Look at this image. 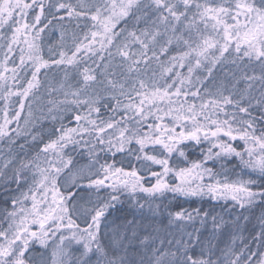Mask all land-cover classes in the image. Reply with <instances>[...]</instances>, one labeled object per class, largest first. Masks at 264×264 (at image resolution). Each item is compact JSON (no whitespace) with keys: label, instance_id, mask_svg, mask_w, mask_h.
<instances>
[{"label":"snow or ice","instance_id":"obj_1","mask_svg":"<svg viewBox=\"0 0 264 264\" xmlns=\"http://www.w3.org/2000/svg\"><path fill=\"white\" fill-rule=\"evenodd\" d=\"M65 20L77 22L78 31H69ZM53 21L61 28L60 43L58 50L49 48L45 59L42 34L56 26ZM121 21L124 26L117 32ZM170 50L175 54L160 61L157 53ZM17 53L18 62L13 59ZM229 56L233 64H255L261 74L233 75L231 87L221 83L210 91L204 81ZM114 57L121 59L125 71L123 82L108 79L104 85L115 101L113 115L93 119L99 117L96 105L102 98L94 87L101 83L96 68L107 77ZM105 59L108 63H98ZM89 60L95 68L87 65ZM153 61L160 68L159 79H140L141 65L147 68ZM52 66L64 67L65 82L47 90L64 99L50 100L49 112L69 105L87 112L74 115L77 127L61 124L56 138L41 141L31 159H0V188L9 206L2 210L7 227L0 224V264H29L30 245L46 246L50 240L55 244L51 264H92L93 256L96 264H264V215L252 237L259 241L256 250L240 236L230 238L223 249L214 244L215 233L225 223L215 216L207 242L198 232L188 233L187 241H175V251L148 248L139 259L129 251L134 246L128 236L102 240L109 235L103 231L109 210L124 194H147L153 200L166 194L210 197L231 200L242 209L264 206V0H0V139L23 135L25 100L35 98L42 69ZM69 68L80 77L77 85L67 82ZM241 81L244 89L238 88ZM28 107L31 117V104ZM257 108L259 117L252 115ZM28 124L25 119V128ZM98 146L111 154V163H100ZM77 148L87 161L81 166L66 153ZM193 150L196 158L189 159ZM133 152L139 170L131 165L128 170L115 159ZM230 158L241 169L235 179L224 170ZM66 170L70 182L62 178ZM101 191L105 195H99ZM169 216L170 222L199 218L204 224L209 213L193 209ZM73 244L82 248L78 256L69 251Z\"/></svg>","mask_w":264,"mask_h":264},{"label":"trees","instance_id":"obj_2","mask_svg":"<svg viewBox=\"0 0 264 264\" xmlns=\"http://www.w3.org/2000/svg\"><path fill=\"white\" fill-rule=\"evenodd\" d=\"M29 17H31V13L29 14ZM76 23L77 22L75 21H63V24L67 26L69 31H78L75 28ZM53 24L56 26H49V28L45 29V32L42 34L41 48L42 55L45 59L49 58V48H52L54 51L58 50V46L60 43L61 28L56 23V21H53ZM123 26L124 22L121 21L117 25L115 31L119 32L120 28ZM144 26V23H141L139 25V27L141 28H143ZM131 27L132 25L129 24V28ZM80 31L86 32L87 29L82 28ZM66 43H70V41L66 40ZM157 54L159 55L160 61H166L168 56L175 54V51L170 50L169 53L164 55H161L159 52ZM106 55L107 54L105 53V56ZM225 55L227 56L228 54L226 53ZM230 57L231 56H229L228 58ZM54 58L58 59V56ZM13 59L17 60L18 62V53L13 55ZM232 59L233 57H231V60H227L222 65L217 64V66L213 69L212 76L214 75L217 81L221 79V73L227 71L230 72L231 76L235 75L237 77V73H235V71L240 69L241 67L243 68L241 69V71L244 70V73L246 72L248 75H252L253 73H255V75L261 74L260 69L257 68L255 64L248 65L246 67L244 63L233 64ZM98 63H108V61L107 59H105V61H98ZM122 63L123 62L119 57H114L111 61L110 67L108 68L109 75L107 77L101 75L103 69L96 68L95 74L97 75V80L101 81V83L94 85V87L102 98L100 99V102L96 105V107L100 108L99 117L93 115V119L108 120L109 117L113 115L112 109L115 106V101L110 100L108 98V93L105 91L104 85L108 79L123 82V73L125 69L121 67ZM87 65H90L93 68L96 67V65L92 63V60L87 61ZM12 66L13 65L10 63L9 67ZM30 70V66H28V78H30ZM67 71L69 73L67 82L73 85H77V82L80 80V77L76 75V73L73 72L71 68L67 69ZM151 71L152 73L150 75ZM64 73L65 69L63 66L55 68L52 67L46 70L42 69L40 74L41 87L36 91L34 99H32L31 101H25L26 106L25 109L22 111L23 113L20 117V126L23 130V135H21L20 137H13V140L11 141L8 138L0 139V159L12 157H16L19 159H30L33 155L36 154L38 148L42 147L41 141L47 143L50 139L56 138V135L58 134L56 130L61 127V124L66 127H77V124L74 120V115H83L85 112H87V108L69 105L67 107H61L59 110H53L52 112H49V109L51 108V104H49V101L53 97H55L56 94H49L47 89L49 87L58 89L60 84L65 82ZM159 74L160 68L158 67L155 61H153L151 66L147 68L141 65L140 79L152 77L159 79ZM238 88H245V84L243 81L240 82ZM89 91H91V89H89ZM40 93L44 94V99L40 97ZM225 94L227 95L228 93L226 92ZM253 94L258 96L259 92H254ZM112 95H115V93H112ZM63 99L64 97L61 96L58 100ZM198 102L199 101H197V103ZM2 103L3 102H0V106H2ZM29 104H31V107L34 108L35 112L34 116L31 117H28ZM260 114L261 109L259 108L252 112V115L257 117H259ZM115 115L118 119L120 114L116 113ZM25 119L29 120V124L26 128L24 126ZM12 127L15 128L16 125L13 124ZM33 136L38 137V139L34 141ZM237 143L242 144V142L239 141ZM133 145H131V148L134 150L136 147H133ZM80 151L81 150L79 148H77L75 152L71 151L70 149L66 150V153L72 156L74 164L76 166H81L87 163V161L81 157ZM96 151L99 156L100 163L112 162V157L110 153L101 151L99 146L97 147ZM135 154L136 153L134 152L129 154H117L115 156V159L117 161H123L122 166L128 170H131L129 167L130 165L136 167L139 170L140 165L135 160ZM195 158L196 152L195 150H193L189 153V159ZM209 166L213 167L216 171L220 170L218 165L210 164ZM233 169H235L234 172ZM153 170H158V168L154 167ZM224 170L225 173L229 176V179H235L236 175L240 174L241 172V169L238 166V162L235 158H230L228 162H225ZM140 174L145 175L143 171H141ZM62 178L65 182H70L72 179L71 175L68 174L67 170L65 171V174ZM10 187L15 188V185H10ZM61 191H63V188H61ZM6 195L7 194L5 193L4 189L0 188V224H2V226L5 228L7 227V223L3 221L2 210L9 207L5 203ZM99 195L103 196L105 195V193L101 191ZM93 198L95 197L93 196ZM82 205L85 208L91 207L90 204H87L85 202ZM140 205H143V207L141 208ZM146 205H152V207L150 208L148 206L149 210H147ZM156 205H162V207L157 209L155 207ZM193 209H199L201 211V214H203L204 212H208V220L204 224H201L199 218H195L192 221H175L176 225L173 224L174 221L170 222L171 218L169 216V213H175L181 210L191 212ZM262 215H264V206H256L252 209H242L238 205L234 204L231 200H213L210 197H173L172 194H166V198L162 199L145 200V197L142 194H137L135 196H128L127 194H124L122 195V198H120V202L115 204L114 208H111L109 210L107 218H111V224H113V226L119 227V229H121V227L123 226L124 233L130 231L132 227L138 226L140 228V231H142L139 233L138 240L140 239L141 243L150 242L152 240L151 248H158L159 246H162L164 249H170L172 251H175V243L173 247L168 246L166 248L167 244H162L159 242V240H161L164 236L163 232H169L171 234V237L172 233H174L173 236L176 238V240H179L183 237L185 241H187L188 239V236L186 234L198 232V234L201 235V238L205 242H207L208 239H210L213 235V225L211 217L215 216L218 220L222 218L225 223L224 225H222L221 229L215 233V239L212 240L214 244H218L219 247L223 249L230 238L240 236L243 238L245 243L251 245L253 250H256V244H258L259 241L257 240L254 242L252 240V237L260 231L259 225L260 218ZM244 217H247V220H245ZM73 218L75 219V216H73ZM77 223L80 224V226L83 228L84 224L81 223V221L78 220ZM175 226H177L178 228L175 229ZM111 227L112 225H110V227L107 226V228ZM33 230H35V228ZM58 235L60 234L58 233L57 236ZM145 237H147V240H145ZM156 240H158L157 245L153 244V242H155ZM237 244H239V240H237ZM51 247L52 246L49 245V249L43 248L40 244H37V242L32 243L30 245V253L33 257V260H31L29 264H49V261L51 259ZM76 249L77 250L75 251L73 256H78L80 253V248L76 247ZM132 253H135L134 255L137 256V259H139L140 256L144 254L143 251L138 252L134 249ZM96 259V256L92 257V264H96Z\"/></svg>","mask_w":264,"mask_h":264},{"label":"rangeland","instance_id":"obj_3","mask_svg":"<svg viewBox=\"0 0 264 264\" xmlns=\"http://www.w3.org/2000/svg\"><path fill=\"white\" fill-rule=\"evenodd\" d=\"M201 2H202V0H201ZM231 60V57L230 58H228V60ZM246 63V62H245ZM53 68H55V67H57V66H52ZM51 67V68H52ZM257 68H259L258 66H257ZM241 69H243L242 67L240 68V69H238V70H236L235 71V73H237V78H239L243 73H244V70L243 71H241ZM150 71V70H149ZM151 73H152V71L150 72V75H151ZM148 74H149V72H148ZM149 75V76H150ZM196 75H204L202 72H198V73H196ZM233 76V75H232ZM232 76H231V74H230V72L229 71H227V72H223V73H221V79L220 80H216V77L213 75V76H211V77H208V79L207 80H205L204 81V85L210 90V91H213V92H215L216 91V88L221 84V83H223V84H226V85H228L229 87H231V84L234 82L233 80H232ZM240 84V83H239ZM238 84V85H239ZM257 93H258V91H256ZM61 96H63V95H61V94H59V93H56V95H55V97H53L51 100H58ZM40 97L41 98H43L44 99V94L43 93H40ZM26 101V100H25ZM13 104L15 105V98H13ZM16 107H18V105H15ZM52 107V106H51ZM31 112H32V116H34V114H35V112H34V108L33 107H31ZM11 111V110H10ZM23 112H21V114H22ZM131 147V146H130ZM133 147H136L135 145H133ZM31 159V158H30ZM74 162V161H73ZM155 181L154 180H152L151 181V183H154ZM169 182L170 183H174L175 181L174 180H172V179H170L169 180ZM144 197H145V200H148V199H151V198H149V197H147V194H142ZM93 196L95 197V194H93ZM135 196V195H134ZM120 198H122V196L120 197ZM148 202V201H147ZM81 204H84V201H81L80 202ZM147 206V210H149V205H146ZM74 219V218H73ZM173 224H175L176 225V223H175V221H174V223ZM172 224V225H173ZM110 225H112V227L111 228H106V229H104L103 231H105V232H107V233H109V235L108 236H104V237H102V240L103 241H106L107 242V240L109 239V238H119V236H121V235H126V236H128L129 238H130V240H131V244L134 246V247H132V248H130L129 249V251H130V253L137 259V256L136 255H134L135 253H132L133 252V249L136 251H138V252H140V251H143V252H145V249H148V248H151V245H152V240L150 241V242H143V243H141V241H140V239L138 240V238H139V233L140 232H142V231H140V228L138 227V226H136V227H132L131 229H130V231H128L127 233H124V231H123V226L121 227V229H119V227H115V226H113V224H111V218H107V226H109L110 227ZM116 225V224H115ZM139 225V224H138ZM83 227H85V225H83ZM172 227V226H171ZM178 227L177 226H175V229H177ZM152 231H154V230H152ZM160 231V230H159ZM133 232H135V237H133ZM58 234V233H57ZM65 234H67V233H65ZM173 234L174 233H172V237H171V234L169 233V232H163V238L161 239V240H159V242L160 243H162V244H167L166 245V248L169 246V247H173L174 246V243H175V241H176V238L173 236ZM137 238V239H136ZM169 242H171V243H169ZM37 244H39L38 242H37ZM126 244H127V241H126ZM153 244H155V245H157L158 244V240H156L155 242H153ZM49 245L50 246H52L51 247V252H52V250L55 248V244L53 243V241L52 240H50L49 242H48V244L45 246V245H41L43 248H48L49 249ZM143 246V247H142ZM76 247H79L80 249V251L82 250V248H81V246L80 245H76V244H73V245H71V246H69V251L72 253V255H74V253H75V251L77 250L76 249ZM160 247H162V246H159L158 248H160ZM49 264H51V259H50V261H49Z\"/></svg>","mask_w":264,"mask_h":264}]
</instances>
